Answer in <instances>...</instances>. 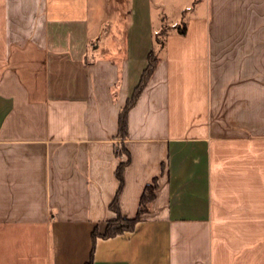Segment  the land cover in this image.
I'll use <instances>...</instances> for the list:
<instances>
[{
  "label": "crops",
  "instance_id": "obj_1",
  "mask_svg": "<svg viewBox=\"0 0 264 264\" xmlns=\"http://www.w3.org/2000/svg\"><path fill=\"white\" fill-rule=\"evenodd\" d=\"M91 258L264 264V0H0V264Z\"/></svg>",
  "mask_w": 264,
  "mask_h": 264
},
{
  "label": "trees",
  "instance_id": "obj_2",
  "mask_svg": "<svg viewBox=\"0 0 264 264\" xmlns=\"http://www.w3.org/2000/svg\"><path fill=\"white\" fill-rule=\"evenodd\" d=\"M186 23L182 22L180 26L177 27V31L181 34L186 33ZM169 28L163 27L158 33L155 34V44L150 53L148 54V63L141 76L139 84L133 90L132 95L128 98L125 107L120 111L119 114V131L118 139L125 140L129 135V125H128V116L131 109L136 105L138 99L142 95L145 87L147 86L150 78L152 77L154 71L156 70L160 58L159 51L165 47L166 37L168 35ZM121 155H124L126 158L123 159L117 169V177L120 181V187L123 184V171L130 161V156L125 149L121 150ZM158 186L156 182L149 184L143 193L139 212L136 218L134 219H124L120 215V211L117 206V199L112 203L111 207L117 212L118 217L115 220H112L108 223L105 234H100L96 229L93 232V239L95 240L98 237H112L123 233L125 231H132L138 221L144 219L149 212L150 205L157 199ZM93 264V259L87 263Z\"/></svg>",
  "mask_w": 264,
  "mask_h": 264
},
{
  "label": "rangeland",
  "instance_id": "obj_3",
  "mask_svg": "<svg viewBox=\"0 0 264 264\" xmlns=\"http://www.w3.org/2000/svg\"><path fill=\"white\" fill-rule=\"evenodd\" d=\"M172 14H175V12H173ZM173 17H175V16H171V17H170V20H172V19H173Z\"/></svg>",
  "mask_w": 264,
  "mask_h": 264
}]
</instances>
